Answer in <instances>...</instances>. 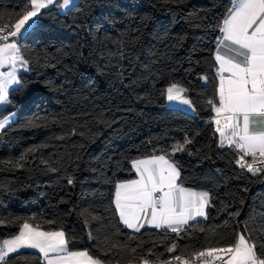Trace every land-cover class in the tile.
<instances>
[{
	"label": "trees",
	"instance_id": "16d2710c",
	"mask_svg": "<svg viewBox=\"0 0 264 264\" xmlns=\"http://www.w3.org/2000/svg\"><path fill=\"white\" fill-rule=\"evenodd\" d=\"M26 3L0 0V24ZM231 7L229 0H79L66 13L42 11L34 34L18 41L29 60L22 87L0 109V118L17 116L0 135V241L26 221L74 237L70 251L140 264L141 256L151 263L224 247L247 229L259 251L264 170L240 168L238 151L220 146L211 122L214 55ZM174 83L187 90L193 113L167 108ZM152 154H169L184 187L209 193L207 217L179 237L131 232L115 211V185L135 179L131 162ZM173 243L176 252H167ZM10 264L44 263L24 252Z\"/></svg>",
	"mask_w": 264,
	"mask_h": 264
},
{
	"label": "snow or ice",
	"instance_id": "6c2138e0",
	"mask_svg": "<svg viewBox=\"0 0 264 264\" xmlns=\"http://www.w3.org/2000/svg\"><path fill=\"white\" fill-rule=\"evenodd\" d=\"M72 3L73 0H27L24 10L16 14L15 20L0 24V69H11L0 71V105L11 103L10 91L15 92L22 87L19 73L28 70L29 60L23 56L18 41L34 34L42 10L52 6L66 9ZM219 31L223 35L218 38L214 55L218 64V100L212 109L214 116L211 122L215 124V132L219 133L220 146L227 144L238 150L240 155L236 164L255 174L261 169L254 165H264V0H233ZM186 91L178 84H171L165 91L166 100L191 108V101L184 95ZM209 104L212 105L213 101ZM13 119L14 116L0 118V132ZM182 150V147L175 149ZM168 156L152 154L133 160L131 167L136 178L115 185L114 207L118 220L135 233H141L147 226L176 233L179 237L186 228L192 227L190 222L207 217L211 203L209 193L178 183L180 172ZM245 157H251L252 162L249 163ZM72 182L69 179L68 183ZM87 235L92 238L91 232ZM74 239L67 237L63 230L46 231L40 225L22 222L17 235L0 241V264H10V260L23 255L22 249L37 250L42 254L44 264H103L87 250L70 251L68 245ZM166 251L176 252L175 243ZM147 254H151V249ZM197 262L264 264V243L259 245L258 251L257 243L245 229L237 232L235 239L224 247L196 251L189 258L177 254L163 264ZM140 264H150V261L141 256Z\"/></svg>",
	"mask_w": 264,
	"mask_h": 264
},
{
	"label": "crops",
	"instance_id": "0c3cea01",
	"mask_svg": "<svg viewBox=\"0 0 264 264\" xmlns=\"http://www.w3.org/2000/svg\"><path fill=\"white\" fill-rule=\"evenodd\" d=\"M230 2H231V4L233 3V0H229ZM43 11V10H42ZM222 35L223 34H221V37H222ZM217 48V47H216ZM223 51V50H222ZM217 67H218V64H217ZM28 69H29V66H28ZM11 69L10 68H5V69H0V71H10ZM24 73H26V71H21L20 73H19V79H20V76L22 75V74H24ZM216 75H217V79L219 80V77H218V74H217V72H216ZM168 102V101H167ZM8 104H4V105H0V109H2V108H4V107H6ZM216 106V102L214 103V105H213V108ZM189 112L190 113H193L194 112V110L193 111H191V110H189ZM8 116H14V119L9 123V125H7L6 126V128L5 129H7L10 125H12L15 121H16V119H17V116L15 115V114H10V115H7V116H5V117H8ZM213 116H214V111H213ZM212 120V119H211ZM213 125H214V127H215V124L213 123ZM4 129V130H5ZM3 130V131H4ZM2 131V132H3ZM2 132H0V135L2 134ZM217 135H218V138H219V133H217ZM219 144H220V141H219ZM222 148H234V147H229L227 144H225L224 146H221ZM235 149V148H234ZM238 151V150H237ZM239 153V152H238ZM240 155V154H239ZM169 158V157H168ZM249 158L250 157H245V159L248 161L249 160ZM170 159V158H169ZM171 160V159H170ZM239 166V165H238ZM178 168V167H177ZM246 169V168H245ZM179 170V169H178ZM262 171V170H261ZM180 172V171H179ZM256 173H260V171L259 172H256ZM255 173V174H256ZM254 174V173H253ZM178 183H180V179L178 180ZM193 190V189H192ZM196 191V190H195ZM202 219H204V218H197V221L198 220H202ZM191 223H193V222H190V224ZM145 229H155V228H149V227H147L146 226V228ZM131 232H134L133 230H131V229H129ZM142 230H144V229H142ZM158 230H163V229H158ZM24 252H27V253H35V254H38V251L37 250H35V249H22L21 250V253H24ZM13 255H15V254H13ZM40 256H42V254H39ZM44 263V262H43ZM103 264H105V263H103Z\"/></svg>",
	"mask_w": 264,
	"mask_h": 264
},
{
	"label": "rangeland",
	"instance_id": "374dc122",
	"mask_svg": "<svg viewBox=\"0 0 264 264\" xmlns=\"http://www.w3.org/2000/svg\"><path fill=\"white\" fill-rule=\"evenodd\" d=\"M78 1L79 0H73V3L70 4L69 7L66 8V9H61V8H59L57 6L58 11L60 13H66L69 9H71L74 5H76L78 3ZM61 2H62V0H61ZM26 72H28V70ZM204 81H206V79H204ZM184 95L188 98L187 92H185ZM167 108H169V109H178V110H181V111H184V112H187V113H190L189 110L193 111L192 105H191V108H189V107H185V106H177L176 104H173V103H170V102H167Z\"/></svg>",
	"mask_w": 264,
	"mask_h": 264
},
{
	"label": "built area",
	"instance_id": "2783aa9c",
	"mask_svg": "<svg viewBox=\"0 0 264 264\" xmlns=\"http://www.w3.org/2000/svg\"><path fill=\"white\" fill-rule=\"evenodd\" d=\"M249 163L252 162V158L250 157L249 160H248ZM254 167H258L260 168L261 170H264V165H261L259 163H257L256 165H254ZM150 264H163V261H154V262H151ZM197 264H199V262H197Z\"/></svg>",
	"mask_w": 264,
	"mask_h": 264
},
{
	"label": "water",
	"instance_id": "95a60500",
	"mask_svg": "<svg viewBox=\"0 0 264 264\" xmlns=\"http://www.w3.org/2000/svg\"><path fill=\"white\" fill-rule=\"evenodd\" d=\"M87 232H89V231H87Z\"/></svg>",
	"mask_w": 264,
	"mask_h": 264
}]
</instances>
